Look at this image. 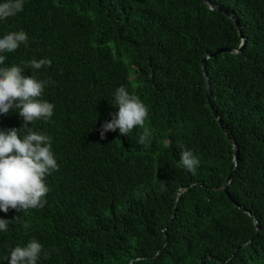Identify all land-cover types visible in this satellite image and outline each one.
Wrapping results in <instances>:
<instances>
[{
    "label": "trees",
    "instance_id": "16d2710c",
    "mask_svg": "<svg viewBox=\"0 0 264 264\" xmlns=\"http://www.w3.org/2000/svg\"><path fill=\"white\" fill-rule=\"evenodd\" d=\"M209 1L235 13L246 37L242 53L207 62L225 129L203 63L242 39L203 0H25L0 20V38L28 34L0 67L47 81L42 99L53 116L28 127L51 138L59 165L45 177L42 208L0 210L9 221L19 216L0 231V264L33 239L42 245L37 264H264V230L254 221L264 227V0ZM43 58L51 65L25 68ZM120 86L148 109L147 147L139 127L101 138ZM23 124L15 110L0 114V130ZM233 143L229 191L242 208L222 191ZM183 149L199 158L195 174L180 163Z\"/></svg>",
    "mask_w": 264,
    "mask_h": 264
},
{
    "label": "clouds",
    "instance_id": "9594fccd",
    "mask_svg": "<svg viewBox=\"0 0 264 264\" xmlns=\"http://www.w3.org/2000/svg\"><path fill=\"white\" fill-rule=\"evenodd\" d=\"M24 3L25 0H4L0 3V20L14 17L23 11ZM28 40V34L23 30L9 32L0 38V64L6 59L3 53L16 51L21 44L27 45ZM24 64L25 68L38 70L50 66L51 60L32 59ZM24 71V68L17 65L0 67V114L7 115L10 110H15L24 121L22 128L0 130V210L4 212L9 209L21 212L42 208L49 192L45 177L59 168L51 151V138L28 127L29 122L33 125L37 120L48 121L53 116L54 105L42 99L47 81L38 80L33 75H24ZM114 102L118 111L112 114L111 120L102 124L101 138L107 132H115L117 129L121 135L129 136L133 129L139 127L141 131L137 142L147 147L151 143L152 132L145 127L148 116L145 104L124 86L116 89ZM199 162L192 150L181 151V165L193 174ZM14 220H19V216ZM173 220L172 216L168 225ZM12 221L0 218V231H7ZM24 226L27 227V223ZM41 252V243L33 239L26 246L14 247L4 259H8L9 264H37Z\"/></svg>",
    "mask_w": 264,
    "mask_h": 264
},
{
    "label": "water",
    "instance_id": "95a60500",
    "mask_svg": "<svg viewBox=\"0 0 264 264\" xmlns=\"http://www.w3.org/2000/svg\"><path fill=\"white\" fill-rule=\"evenodd\" d=\"M203 1L205 2V4L211 10L216 11V12H220V13H223L228 18H230L233 21L234 25L237 27V29L239 31V35L242 38L241 46H240V48L238 50L230 49V48H220V49H218L216 51V53L212 54L211 56H207L204 59V63H203L204 70H205V75H206V78H207V94H208V98H209V105H210V107H211V109H212V111H213L216 119L218 120L219 124L225 129L224 123H223L222 119L219 117V114H218L216 105L214 103L213 94L211 92V82H210L209 72L207 70V62H208L209 58L215 57V56H217L219 54H225V53H229V54H240V53H242V51L244 50L245 45H246V37L244 36L243 29H242V27L240 25V22L238 20V17L236 16L235 13H233L232 11H230L229 9H227L226 7H222V6H219L217 4H214L213 2H211L209 0H203ZM233 147H234V159H233L232 167H231V169L229 171V175H228L226 181L223 184L222 191L227 195V197L234 204L238 205L236 203V201L232 198V196L230 194V191H229L230 184H231V182L233 180V177L235 175V171H236L237 166H238V163H239V148H238V145L236 143H233ZM239 207L242 208L241 206H239ZM249 215L252 216V214L250 212H249ZM254 221H255V225L257 227V232L259 233V232L263 231L264 230V227H261L260 226L259 221L256 218H254ZM201 264H202V262H201Z\"/></svg>",
    "mask_w": 264,
    "mask_h": 264
}]
</instances>
